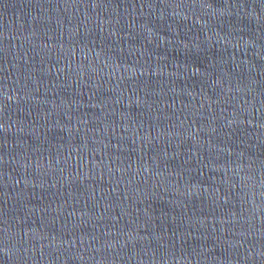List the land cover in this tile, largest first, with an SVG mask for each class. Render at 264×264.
<instances>
[{
  "label": "water",
  "instance_id": "water-1",
  "mask_svg": "<svg viewBox=\"0 0 264 264\" xmlns=\"http://www.w3.org/2000/svg\"><path fill=\"white\" fill-rule=\"evenodd\" d=\"M0 264H264V0H0Z\"/></svg>",
  "mask_w": 264,
  "mask_h": 264
}]
</instances>
